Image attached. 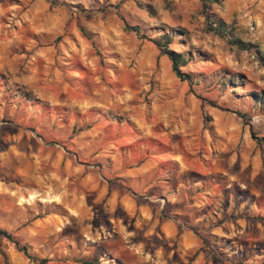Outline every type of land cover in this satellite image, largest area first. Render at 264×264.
<instances>
[{
    "label": "rangeland",
    "instance_id": "1",
    "mask_svg": "<svg viewBox=\"0 0 264 264\" xmlns=\"http://www.w3.org/2000/svg\"><path fill=\"white\" fill-rule=\"evenodd\" d=\"M0 230L47 264H264V0H0Z\"/></svg>",
    "mask_w": 264,
    "mask_h": 264
},
{
    "label": "trees",
    "instance_id": "2",
    "mask_svg": "<svg viewBox=\"0 0 264 264\" xmlns=\"http://www.w3.org/2000/svg\"><path fill=\"white\" fill-rule=\"evenodd\" d=\"M201 1L203 3L204 7L207 8L213 4H220L223 0H201ZM223 26H224V24L222 22H220L219 27H223ZM125 30L127 32H133V33L137 34L138 36H141L142 38H146V36H144L142 34V32L138 26L132 27L128 24H125ZM82 33L84 34V36L87 39L91 40V37L88 36L85 32H82ZM148 40L155 43L156 46L161 50V53L164 55H167L169 57V59L172 62V68H173L175 75L181 81L187 82L191 86H193L192 76L190 74H186L182 71V67H184L186 65V63L182 60V58L179 54L171 52L168 48V45L170 44V39L167 41H164V42H160L158 40H152L151 38H148ZM233 44L241 50L248 49V45H246L245 43H243L242 41H240L238 39L234 40ZM241 117H245V116L241 115ZM0 239H5V240L13 243L18 252L22 253L27 259H29L30 261H32L34 263H37V264H47L48 263V260H46V259L40 260L37 256L32 254L31 247L29 245L22 244L16 237H14L12 234H10L8 232L0 230ZM3 256H4V259L6 261L5 254H3ZM81 263L92 264L90 262H81Z\"/></svg>",
    "mask_w": 264,
    "mask_h": 264
}]
</instances>
